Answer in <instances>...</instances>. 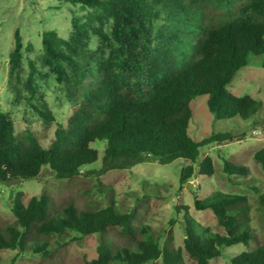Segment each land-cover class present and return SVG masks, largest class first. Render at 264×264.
Returning a JSON list of instances; mask_svg holds the SVG:
<instances>
[{
  "label": "trees",
  "instance_id": "trees-1",
  "mask_svg": "<svg viewBox=\"0 0 264 264\" xmlns=\"http://www.w3.org/2000/svg\"><path fill=\"white\" fill-rule=\"evenodd\" d=\"M67 1L90 14L84 20L73 18L68 39L44 32L41 63L30 60L25 79L24 45L20 33L15 34L10 80L26 94L24 101L43 121V132L54 124L56 129L45 147V135L17 132L12 116L0 111L1 183L38 179L45 167L59 180L73 179L99 160V151L91 146L97 140L107 143L100 174L132 169L146 158L164 165L178 160L195 164L202 147L235 140L230 133L203 140L191 137L195 98L208 97L207 108L215 120L247 119L257 111L259 103L253 97L237 96L229 86L251 55L264 54V0ZM93 37L99 38L96 48L90 46ZM41 69L75 89V97L77 92L81 96L66 124L57 121L37 83ZM254 160L264 171V147ZM224 173L230 178L251 174L249 167L227 160ZM193 174V165L187 166L181 181L187 183ZM199 174H215L211 157L202 160ZM25 195L19 191L11 197L16 222L0 228V253L30 252L50 262L58 250H51L50 238L75 232L79 236L73 240L100 236L97 257L85 264H149L161 257L164 264H183L182 252L196 264H209L223 248L249 245L251 236L255 239L249 227V199L242 194L217 191L195 200L197 210L213 211L224 235L193 220L188 207H179L185 212V239L172 253L155 240L150 226L137 223L136 210L118 214L112 201L96 211L70 203L52 215L47 193L28 201ZM260 199L264 205V195ZM111 229L130 244L118 247L109 241ZM173 241L170 230L167 244ZM230 264H264V244L234 256Z\"/></svg>",
  "mask_w": 264,
  "mask_h": 264
},
{
  "label": "rangeland",
  "instance_id": "rangeland-1",
  "mask_svg": "<svg viewBox=\"0 0 264 264\" xmlns=\"http://www.w3.org/2000/svg\"><path fill=\"white\" fill-rule=\"evenodd\" d=\"M89 14V9H82L67 0H0V111L12 116L17 132L38 131L45 135V147L54 138L56 124L47 133L43 132V121L24 101L26 94L18 87L15 79L10 80V59L15 46V34L17 31L20 33L24 45L22 78L25 79L29 73V61L41 63L44 32L53 31L61 38L68 39L73 32V18L84 20ZM98 44L99 38L93 37L91 48H96ZM263 64L264 54L251 55L248 66L237 73L229 86L235 95H250L259 103L257 111L250 118L215 120L208 111L207 96H199L191 103L194 116L190 123V135L194 140H203L218 133H230L235 137L233 142L202 147L195 164L178 160L164 165L146 158L132 169L100 174L107 143L97 140L91 146L99 151V160L85 166L81 174L73 179L59 180L45 167L38 179L7 184L0 182V228L4 229L8 224L16 222L11 212V197L19 191L26 194V201L47 193L51 197L52 215L70 203L80 210L90 207L96 211L106 208L112 201L118 214L136 210L137 223L150 226L155 231L152 234L155 240L162 247L168 245L167 251L172 253L174 249L183 247L185 239V212L178 211L179 207H188L193 220L209 227L212 232L225 234L211 209L201 211L194 206L195 200L203 201L221 191L248 197L251 207L249 227L255 239L251 236L249 245L240 243L223 248L222 255L209 264H230L234 256L264 244V205L260 199V195H264V171L254 160L255 153L264 147ZM41 71L42 76H39L37 83L57 121L66 124L81 96L77 92L75 97V89L70 90L59 84L51 71ZM90 81L88 79L86 83ZM206 156L213 159L215 166V174L211 177L199 174V165ZM226 160L249 167L251 174L248 177L230 178L224 173ZM190 165L194 167V174L187 183L192 184V189L181 181L183 169ZM170 230L174 236L171 245L167 244ZM78 236L75 232H67L61 237L52 236L51 250H58L50 262H43L39 255L30 252L22 254L6 250L0 253L1 264H12L13 259V264H85L97 257L100 236L96 234L73 240ZM107 238L118 247L130 244L118 230L111 229ZM66 242L69 243L66 248L58 247ZM182 259L183 264H196L185 252H182ZM149 264H164V259L161 257Z\"/></svg>",
  "mask_w": 264,
  "mask_h": 264
},
{
  "label": "water",
  "instance_id": "water-1",
  "mask_svg": "<svg viewBox=\"0 0 264 264\" xmlns=\"http://www.w3.org/2000/svg\"><path fill=\"white\" fill-rule=\"evenodd\" d=\"M188 188L192 189V184L191 183H187Z\"/></svg>",
  "mask_w": 264,
  "mask_h": 264
}]
</instances>
